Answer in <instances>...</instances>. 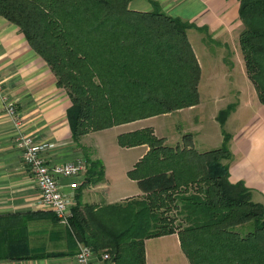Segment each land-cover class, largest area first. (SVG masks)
Segmentation results:
<instances>
[{"label":"trees","instance_id":"1","mask_svg":"<svg viewBox=\"0 0 264 264\" xmlns=\"http://www.w3.org/2000/svg\"><path fill=\"white\" fill-rule=\"evenodd\" d=\"M130 1L0 0V16L20 29L70 98L66 120L85 158L82 186L104 181L83 136L199 103L200 67L187 36L194 25L153 0L149 12L131 11ZM238 2V45L264 105V0ZM233 109L217 113L221 126ZM222 134L221 146L206 152L189 134L174 147L152 127L119 134L122 148L148 146L127 172L144 194L100 207L76 197L68 229L114 264H145V239L173 233L190 264H264V205L243 182H230L231 137ZM12 222L0 217V260L48 256L30 253Z\"/></svg>","mask_w":264,"mask_h":264},{"label":"crops","instance_id":"2","mask_svg":"<svg viewBox=\"0 0 264 264\" xmlns=\"http://www.w3.org/2000/svg\"><path fill=\"white\" fill-rule=\"evenodd\" d=\"M153 1L169 17L180 18L194 25L188 29L187 36L189 39L191 33L197 38L203 55L196 57L200 67L199 103L193 107L160 115L170 117L174 113L179 119L180 116L182 117L183 126L178 134H175L173 125L172 137L164 133L163 124L147 125V127H152L156 136L164 138L166 144L173 147L182 145V137L189 134L191 145L197 152L219 148L223 137L217 128L219 124L214 114L215 111L220 110L219 105L215 106L218 107L211 116L215 135H206L205 139L201 137L202 119L194 117V112H202L205 107L203 100L216 101L221 96L220 93L225 92L223 88L215 91L210 87L219 83V85L226 84L224 73L223 78L210 76V79H204L202 64L210 68L214 61V64L218 63V66L223 67L227 54L235 53L238 62L244 66L242 54L237 53L236 47L243 29L238 18L239 2L238 0ZM128 8L137 12L153 10L151 0H131ZM205 36L210 37L211 41L218 42L220 55L215 57L212 50L206 47L203 40ZM25 39L24 34L15 24L0 16V217L10 219L11 222L15 219L17 225L13 232L25 239L30 253H45L48 256L5 259L0 260V264H77L75 254L78 245L82 243L76 240L68 226L54 219L52 212L37 208L36 200L39 192L34 178L23 162L22 149L16 143L20 135L31 137L34 143H46L47 147L42 151V155L45 162L51 165L66 164L76 160L85 161L82 150L72 141L70 126L66 120L67 109L71 105L70 98L64 88L57 86L56 77L50 67L34 52ZM232 61L234 62L233 59ZM244 72L251 93L247 104L240 105L238 112L232 116L238 117L240 122L235 120L232 126L233 138L230 140V151L233 158L229 167V180L232 183L243 182L251 191V200L264 205V105L258 99L255 86L246 74L245 66ZM202 84L205 96L202 95ZM7 104H12L16 112L15 120L6 113ZM151 119L138 120L112 129L136 126L122 133L130 132L146 127L142 123ZM95 133L85 136L84 143L81 141L80 143L95 150L93 159H100L101 148L97 150L91 142L89 144L85 142ZM129 149H140L136 163L147 152L148 146L141 145ZM105 177H108L105 166L102 183L82 186L84 176L80 177V187L74 192V199L78 197V200L86 203L83 198L87 196L92 201L99 200L104 204H111L105 200ZM62 181L68 182L67 179ZM138 188V193L133 196L135 198L144 194L140 186ZM65 191H68V188H65ZM144 252L145 264H190L182 252L177 233L145 239ZM93 263L114 264L111 258L103 259L101 252L94 253Z\"/></svg>","mask_w":264,"mask_h":264},{"label":"rangeland","instance_id":"3","mask_svg":"<svg viewBox=\"0 0 264 264\" xmlns=\"http://www.w3.org/2000/svg\"><path fill=\"white\" fill-rule=\"evenodd\" d=\"M189 40L191 43V46L196 54V57L198 55L202 57L203 53L199 47L197 38H194V35L191 33L189 34ZM201 36V35H200ZM203 40L206 43V47L208 49L212 50V54L216 57L220 52V49L218 48L219 44L216 41H211L210 37L205 36ZM237 47V53L239 54L240 48L238 45V42H236ZM225 54V53H224ZM211 55V56H213ZM229 55V54H227ZM235 53H232V56L229 58V61L227 63H224L223 67L218 66L217 64H214V61H212V65L207 66L202 64L201 67L203 69V77L204 79H210L211 77H222V74L225 75L226 84H217V85H210L211 88H214L215 91H219L221 88L224 89V93H220L221 96H219L218 100L214 101L212 100H203L205 107H203V110L201 113H195L194 117H199L202 119V130H201V137L205 139L206 135L214 136L215 132L211 125L212 120V113L216 110V105H219L220 110L215 111L216 115V122L219 124L217 128H219L220 133L222 134V130L225 131L226 134H228L231 137V140L233 138V123L236 121L240 122L238 117H232L235 115L238 111L239 106H245L247 104V101L249 100L250 96V90L249 85L246 82L245 79V72H244V66L243 64H240L235 56ZM231 59L234 60V62H231ZM220 80V79H218ZM217 80V81H218ZM209 84V83H208ZM207 84V86H208ZM202 95L205 96L203 92V84L201 85ZM223 94V95H222ZM222 106V107H221ZM233 106L234 109L228 114V116L225 118L223 125L221 126V122L219 119H217L218 114L221 110H225L228 107ZM232 117V118H231ZM182 117L180 116V119L178 118V115H171L170 117L165 116H156L151 119V121H146L142 123V125H156V124H163L164 125V133L168 137L173 136V130L172 125L174 126V132L175 134H178L179 130L183 126L182 123ZM237 123V122H236ZM136 126H127L123 128H109L106 130H102L99 132H96L94 135L92 134L91 138H87L85 142L89 144L91 142L92 146L95 148H101V157L100 160L103 163V166H105V170L107 168L108 177H105L106 181V187L104 190L105 193V200L108 203H118L123 200H126L128 198H132L136 193L139 191V185L137 183L130 179L127 171L132 168V165H134L135 161L137 160L136 157H138L140 153V149H121L118 145V135L126 130H131L135 128ZM90 134V133H89ZM87 134V135H89ZM85 135V136H87ZM83 136L80 141L81 143H84ZM223 137V134H222ZM230 141V140H229ZM231 142V141H230ZM85 145V144H84ZM106 175V173H105ZM84 201H87L86 203H82V205H93L96 207L104 206V202H99V200L92 201V199L89 197H84ZM80 201V200H79ZM110 212H108L109 214ZM57 220V217L55 218ZM59 221V220H58ZM67 226V225H66ZM103 252L109 253L108 250H104Z\"/></svg>","mask_w":264,"mask_h":264},{"label":"built area","instance_id":"4","mask_svg":"<svg viewBox=\"0 0 264 264\" xmlns=\"http://www.w3.org/2000/svg\"><path fill=\"white\" fill-rule=\"evenodd\" d=\"M6 113L15 120L16 112L12 104H7ZM16 143L23 152V162L36 183L39 197L36 206L39 209L52 212L57 219L68 225L71 207L74 204V192L80 187L79 179L83 178L86 164L76 160L66 164L51 165L45 162L42 151L46 143H34L31 137L20 135ZM67 179L64 183L62 180ZM68 188V191H65ZM95 251L83 244L78 245L75 259L77 264H94ZM103 259H109L108 254H102Z\"/></svg>","mask_w":264,"mask_h":264}]
</instances>
